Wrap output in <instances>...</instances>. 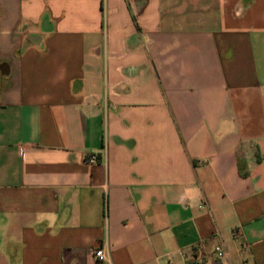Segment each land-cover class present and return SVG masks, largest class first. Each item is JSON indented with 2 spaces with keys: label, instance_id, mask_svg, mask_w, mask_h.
<instances>
[{
  "label": "crops",
  "instance_id": "0c3cea01",
  "mask_svg": "<svg viewBox=\"0 0 264 264\" xmlns=\"http://www.w3.org/2000/svg\"><path fill=\"white\" fill-rule=\"evenodd\" d=\"M216 245L264 264V0H0V264Z\"/></svg>",
  "mask_w": 264,
  "mask_h": 264
},
{
  "label": "built area",
  "instance_id": "2783aa9c",
  "mask_svg": "<svg viewBox=\"0 0 264 264\" xmlns=\"http://www.w3.org/2000/svg\"><path fill=\"white\" fill-rule=\"evenodd\" d=\"M88 163H95L97 160V157L94 154L88 155L86 158ZM233 236L237 237L238 236V232L234 231L233 232ZM93 255L98 258L99 260L104 258V250L102 247H95L92 250ZM214 253H215V258L219 261V264H223L222 259L225 256L226 252L223 249V247L221 245H216L214 248Z\"/></svg>",
  "mask_w": 264,
  "mask_h": 264
},
{
  "label": "trees",
  "instance_id": "16d2710c",
  "mask_svg": "<svg viewBox=\"0 0 264 264\" xmlns=\"http://www.w3.org/2000/svg\"><path fill=\"white\" fill-rule=\"evenodd\" d=\"M243 173H244V171H243Z\"/></svg>",
  "mask_w": 264,
  "mask_h": 264
}]
</instances>
